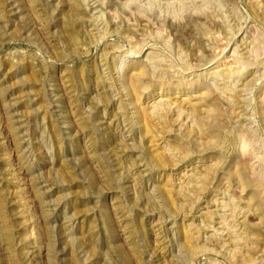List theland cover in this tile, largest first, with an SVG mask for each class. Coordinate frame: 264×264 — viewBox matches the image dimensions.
<instances>
[{"label": "rangeland", "instance_id": "rangeland-1", "mask_svg": "<svg viewBox=\"0 0 264 264\" xmlns=\"http://www.w3.org/2000/svg\"><path fill=\"white\" fill-rule=\"evenodd\" d=\"M0 264H264V0H0Z\"/></svg>", "mask_w": 264, "mask_h": 264}]
</instances>
